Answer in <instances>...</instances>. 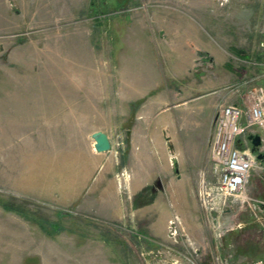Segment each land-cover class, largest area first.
Instances as JSON below:
<instances>
[{"label": "rangeland", "instance_id": "374dc122", "mask_svg": "<svg viewBox=\"0 0 264 264\" xmlns=\"http://www.w3.org/2000/svg\"><path fill=\"white\" fill-rule=\"evenodd\" d=\"M190 45L191 77L125 79L131 57L164 63ZM263 83L264 0H0V264L264 256V159L222 212L199 193L214 180L221 106L245 107ZM97 130L112 139L111 171H100ZM205 136L193 164L186 138Z\"/></svg>", "mask_w": 264, "mask_h": 264}, {"label": "built area", "instance_id": "2783aa9c", "mask_svg": "<svg viewBox=\"0 0 264 264\" xmlns=\"http://www.w3.org/2000/svg\"><path fill=\"white\" fill-rule=\"evenodd\" d=\"M230 0H218L224 6ZM260 134L262 143L253 150L249 135ZM264 153V83L246 93L245 107L237 103L221 106L214 121L210 142L213 181L204 180L200 189L203 204L210 211L222 212L231 199L242 196L258 154ZM264 205V200H259ZM250 264H264V256Z\"/></svg>", "mask_w": 264, "mask_h": 264}, {"label": "crops", "instance_id": "0c3cea01", "mask_svg": "<svg viewBox=\"0 0 264 264\" xmlns=\"http://www.w3.org/2000/svg\"><path fill=\"white\" fill-rule=\"evenodd\" d=\"M199 14V15H198ZM203 12H197L196 15L200 16ZM197 22L192 19L191 15L184 14L183 23L186 26L195 28V23ZM197 27V26H196ZM199 33V31H197ZM200 37V36H199ZM190 42V40H189ZM191 44V43H190ZM200 49L198 45L195 49V46L189 47H182V48H173V52L167 53L168 58L165 59L164 63L158 62L156 59H149L145 56L143 57H131L127 60L126 66L124 67L123 73L125 79L127 80H143V79H155L161 80L162 74H170L174 78L186 79V77H191L193 75L192 68L194 64V52ZM156 75V76H151ZM141 76V77H138ZM148 76V77H146ZM185 126V121L177 120L172 124L173 128H179ZM200 128V126H198ZM199 133V132H198ZM202 134V133H200ZM187 139V153L188 158L192 161V163H199V161L203 160L205 151L208 147V140L207 137H197V138H186ZM97 151V150H96ZM98 155L101 156L100 159V171H111L112 167V155H109L107 152H99L97 151ZM99 171V172H100ZM168 171V170H166ZM176 173L179 172V169L175 170ZM80 192L75 191L73 195L65 196V199H72L77 200L80 198ZM106 200H104L105 202ZM108 207H111L109 205ZM106 208V207H105Z\"/></svg>", "mask_w": 264, "mask_h": 264}, {"label": "water", "instance_id": "95a60500", "mask_svg": "<svg viewBox=\"0 0 264 264\" xmlns=\"http://www.w3.org/2000/svg\"><path fill=\"white\" fill-rule=\"evenodd\" d=\"M92 137L94 138V147L99 152L109 151L112 148V139L110 135L103 131L97 130L93 132ZM249 138L252 139L253 150L257 151L260 144L262 143V138L260 134L253 135L250 134ZM258 158L264 159V153H259ZM261 208H264V205H261Z\"/></svg>", "mask_w": 264, "mask_h": 264}]
</instances>
